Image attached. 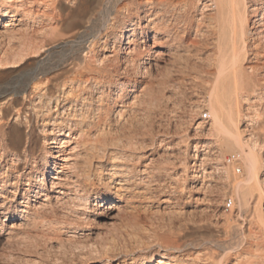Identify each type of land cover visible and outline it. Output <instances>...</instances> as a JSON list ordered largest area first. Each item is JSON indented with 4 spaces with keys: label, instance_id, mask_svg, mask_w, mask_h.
<instances>
[{
    "label": "rangeland",
    "instance_id": "374dc122",
    "mask_svg": "<svg viewBox=\"0 0 264 264\" xmlns=\"http://www.w3.org/2000/svg\"><path fill=\"white\" fill-rule=\"evenodd\" d=\"M192 1L181 9L187 0H24L25 9L16 12L21 21L4 30L0 26V141L27 139L35 155L42 146L40 98L54 102L61 84L81 70L89 48L121 53L126 42L121 33L133 19L140 27L131 46L137 44L139 57L146 61V69L120 62L117 76L103 87L117 106H123L122 118L142 123L138 131L145 137L146 160L131 164L129 187L114 219L101 210L76 213L70 201L44 215L47 222L42 217L21 220L20 208L13 213L12 204L3 206L0 196V264H158L161 258L162 264H264V180L260 193L247 195L244 204L233 183L246 176L245 153L225 145L222 135L208 130L211 118L202 116L209 114V72L216 70L208 61L217 57L222 43L208 19L213 11H200L197 0ZM262 1L245 0L244 5L260 6ZM23 10L29 15L22 16ZM147 16L155 17V24L147 23ZM253 16L244 20L247 31L254 26ZM200 29L203 35L196 32ZM124 80L129 86L119 92L117 81ZM242 113L248 114L245 106ZM263 115L253 123L260 131L252 140L241 133L243 148L252 141L264 144ZM196 146L199 158L194 165ZM234 152L240 153V160L227 163ZM258 156L262 177L264 147ZM16 167L22 177L17 180L10 171L1 174L0 186L6 177L8 184L16 181L26 187L24 164ZM97 187L86 189L95 193ZM106 195L103 204L114 196L111 191ZM228 197L233 207L225 210ZM3 207L13 218L4 216ZM253 245L254 259L248 257Z\"/></svg>",
    "mask_w": 264,
    "mask_h": 264
},
{
    "label": "bare ground",
    "instance_id": "6f19581e",
    "mask_svg": "<svg viewBox=\"0 0 264 264\" xmlns=\"http://www.w3.org/2000/svg\"><path fill=\"white\" fill-rule=\"evenodd\" d=\"M26 2L0 0L2 22L0 26L3 30L8 29L13 21H21L20 17H16V12L18 8L26 6ZM244 2L245 0H197V8L203 12L213 11L208 19L212 21L211 26L217 33V39L222 43V48L217 51V57L208 61L209 65L216 67V70L209 72L213 76L208 95V110L211 118L208 130L222 135L225 145L237 146L245 153L246 176L233 184L242 201L247 205V195L255 197L256 193H260L261 181L264 180V176L259 175L261 162L258 156V149L262 150L264 144L250 141L249 147L245 149L242 144L246 141L241 138V133H245L248 139L254 138L259 133L260 130L256 131L253 123H256L261 113L264 114V106L262 109L258 108V105L264 102V0L260 6L255 3L245 6ZM192 4H194L192 0H187V3L180 8L186 9ZM21 12H23L22 16L29 15L27 11ZM248 14L254 15V26L247 31L244 20L247 19ZM148 18L149 16L146 17L147 23L155 24V17ZM132 20L128 25L129 28L121 33V38L126 40L120 47L121 53H110L105 49L97 53L89 48L84 55L81 70L61 84L54 102L51 97H48L45 103L40 98L42 124L39 128L42 133V144L40 142L42 146L38 155H35L27 139L24 143L18 136L9 143L0 141V160L6 162L0 165V175L8 174L10 171L14 178L19 180L22 174L15 170L16 164L21 162L24 164L22 170L25 172L26 187L18 185L14 178L15 182L8 184L6 177L5 180L1 179L0 186L2 205L12 204L13 213L20 208L21 220L42 217L47 222L44 215L53 214L57 207L63 208L70 201L73 202L72 210L76 213L101 210L107 218L114 219V212L119 210L123 191L129 187V170L136 163L146 160L142 157L146 153L145 137L138 131L142 123L134 118H122L123 106H117L115 100L104 93L103 87L106 83L112 82V76H117L120 62L146 69L145 59L139 57L138 45L132 43L131 46L136 28L140 27ZM196 32L200 35L204 33L201 29ZM261 60L263 62L258 63ZM117 84L119 92H123L129 86L125 80L117 81ZM132 84L133 91L136 84L135 82ZM130 99L135 101L138 97L132 96ZM32 101L34 103V100ZM242 106L246 107L248 114L242 113ZM111 115L115 116V119H112ZM240 121L244 122L242 130L239 128ZM198 123L197 127H200L201 122ZM197 147L193 154L194 165L199 158ZM200 163L196 168L200 167ZM28 164L30 167H26ZM193 175V177L197 176L195 172ZM95 184L98 185L96 192H88L86 188ZM110 191L114 195L112 201L103 204L108 195L106 192ZM3 208L4 216L8 219L13 218L12 212L7 211V207ZM256 211L258 214L259 209ZM258 215L261 217L260 212ZM254 219L252 221L255 224ZM53 222L57 221L53 220ZM261 223L259 224L263 227L264 233V222ZM254 247L255 245L248 251V257L252 259L257 257ZM156 261L162 264L165 260L161 258Z\"/></svg>",
    "mask_w": 264,
    "mask_h": 264
},
{
    "label": "built area",
    "instance_id": "2783aa9c",
    "mask_svg": "<svg viewBox=\"0 0 264 264\" xmlns=\"http://www.w3.org/2000/svg\"><path fill=\"white\" fill-rule=\"evenodd\" d=\"M202 116L204 118H208L209 117V114L208 113H203ZM240 153L238 152H234L230 155L227 156L226 158V162L227 163H237L239 160H240ZM236 171H239V168L237 167L236 168ZM233 207V199L231 197H228L224 200V209L225 210H229ZM262 211L264 212V202L262 203Z\"/></svg>",
    "mask_w": 264,
    "mask_h": 264
}]
</instances>
